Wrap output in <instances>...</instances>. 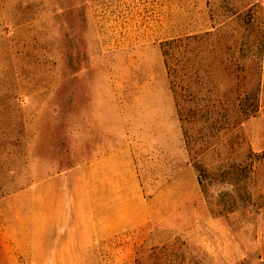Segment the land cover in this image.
Segmentation results:
<instances>
[{"label":"rangeland","instance_id":"1","mask_svg":"<svg viewBox=\"0 0 264 264\" xmlns=\"http://www.w3.org/2000/svg\"><path fill=\"white\" fill-rule=\"evenodd\" d=\"M124 131L135 220L55 251L47 180ZM0 264H264V0H0Z\"/></svg>","mask_w":264,"mask_h":264},{"label":"crops","instance_id":"2","mask_svg":"<svg viewBox=\"0 0 264 264\" xmlns=\"http://www.w3.org/2000/svg\"><path fill=\"white\" fill-rule=\"evenodd\" d=\"M126 136L116 132L113 138L93 141L86 159L47 180L46 187L62 186L61 197H41L39 202L44 236L53 234V228L54 236L61 237L55 251H95L111 237L125 235L128 220H135L136 205L144 197Z\"/></svg>","mask_w":264,"mask_h":264}]
</instances>
